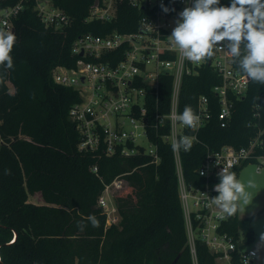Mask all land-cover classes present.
<instances>
[{
    "label": "trees",
    "instance_id": "16d2710c",
    "mask_svg": "<svg viewBox=\"0 0 264 264\" xmlns=\"http://www.w3.org/2000/svg\"><path fill=\"white\" fill-rule=\"evenodd\" d=\"M19 2L23 8L11 18L17 37L11 53L14 67H0V264H217L218 255L205 242L196 240L195 256L188 242L175 155L161 136L170 126L159 133L149 130L159 146L158 165L148 163L151 157L144 153L82 152L80 134L69 117L80 93L53 79L57 65L76 63L72 46L79 36L137 31L144 10L124 0L113 20L101 21L88 19L94 0H52L72 17L71 25L61 30L46 25L36 0H0V29H4L2 11ZM109 55L116 63L123 58V49ZM221 82L207 63L198 74H186L181 86V112L185 105L196 111L199 96L207 95L213 113L198 131L200 141L181 153L185 180L196 186L205 185L197 169L207 146L241 147L257 134L258 127L248 125L256 103L261 105L264 124V85L250 82L247 94L236 101L230 124L221 127L214 92ZM172 91L173 77L163 73L159 93L148 95L151 121L158 111H170ZM94 164L100 175L91 170ZM5 169L11 175H5ZM125 172L128 186L117 197L121 220L107 226L98 197L105 182ZM36 193H41L43 203L30 200ZM90 215L99 220V227L87 220ZM253 220L254 215L235 216L222 225V231L236 238L243 234L232 264H245L241 253L254 240ZM78 221L85 225L83 231Z\"/></svg>",
    "mask_w": 264,
    "mask_h": 264
},
{
    "label": "built area",
    "instance_id": "2783aa9c",
    "mask_svg": "<svg viewBox=\"0 0 264 264\" xmlns=\"http://www.w3.org/2000/svg\"><path fill=\"white\" fill-rule=\"evenodd\" d=\"M36 9L46 25L57 29H65L72 23V17L62 8L53 4L52 0H36ZM124 0H94L90 7L88 19L111 21L117 15V10ZM127 2L144 10L139 19L138 30L120 32L113 30L105 35L88 32L79 36L73 43L72 53L78 55L72 66L60 64L53 70V79L57 84L73 87L80 93V101L74 103L69 111V117L80 134L78 149L82 152L101 150L105 155L120 153L132 156L144 153L151 157L150 162L158 165L161 162L158 143L155 142L149 130L155 128L157 133L162 128L168 131L162 134L164 141L172 143L182 135L195 137L199 142L198 131L212 118V107L207 95H200L196 114L200 123L196 131L185 127L175 119L179 110L180 92L183 78L186 74H198L203 64H210L222 78L215 85L214 92L218 96L220 110L218 118L221 127H227L234 115L236 101L247 94L250 80L231 63L230 57L223 51L206 62L193 63L184 59L173 48L167 37L175 27L178 13L191 0H127ZM161 5L170 9L165 13ZM23 8L19 2L13 7L2 11V27L13 30L11 18ZM174 9V11H171ZM123 49V58L112 63L108 54L114 50ZM170 74L173 77L171 109L168 113L157 112L154 121L149 118L148 95L158 94L160 76ZM252 118L249 126H257L258 132L247 144L237 147L234 144H223L214 149L207 146L202 164L197 169L205 178L204 186H196L186 182L181 153L175 152L176 167L179 177V192L185 214L188 242L195 256L196 240L201 239L207 244L218 259L232 264V253L242 242L243 234L238 238L228 231H222L224 222L232 217L221 218L220 210L207 203L208 198L218 195L213 186L219 182L217 173L223 166L233 165L236 172L250 162L257 163L260 171L264 165V124H261L262 109L260 103L253 105ZM190 132H187V131ZM145 136L148 146L138 140ZM91 170L97 175L98 164ZM119 174L110 182H105L104 189L98 197V206L106 214L107 226L118 224L121 220L117 204L118 195L124 191L128 182L125 175ZM207 195V196H206ZM253 250L245 248L241 256L245 263L248 253ZM254 258L250 260L253 263Z\"/></svg>",
    "mask_w": 264,
    "mask_h": 264
},
{
    "label": "clouds",
    "instance_id": "9594fccd",
    "mask_svg": "<svg viewBox=\"0 0 264 264\" xmlns=\"http://www.w3.org/2000/svg\"><path fill=\"white\" fill-rule=\"evenodd\" d=\"M161 7L165 13L170 11ZM167 39L184 59L193 63L206 62L223 51L248 80L264 85V0H229L227 5L221 4V0H191L190 5L178 13L175 27ZM16 42L14 33L0 29V67H14L11 53ZM175 119L196 131L201 118L190 105H185ZM194 141V136L182 135L172 141L171 148L174 153L188 152ZM232 166H223L216 174L219 182L213 190L218 195L212 198L206 195L207 203L220 210L222 219L232 217L248 206L252 193L246 188L256 187L254 180L250 179L247 185L238 180ZM4 174L11 175V170L5 169ZM87 220L93 227H99V220L94 215L88 216ZM77 227L83 231L85 225L78 221ZM262 250L264 232L248 253L245 264H250L252 258L261 259Z\"/></svg>",
    "mask_w": 264,
    "mask_h": 264
},
{
    "label": "rangeland",
    "instance_id": "374dc122",
    "mask_svg": "<svg viewBox=\"0 0 264 264\" xmlns=\"http://www.w3.org/2000/svg\"><path fill=\"white\" fill-rule=\"evenodd\" d=\"M143 145L148 146V141L145 136H142L138 140ZM257 163L250 162L244 165L238 174V180L247 185V182L251 179L256 183L255 188H246V191L252 193V200L248 206H245L243 210L239 211L240 217H246L254 215L253 229H254V240L248 244V248L254 249L261 232H264V165L259 171L257 169ZM30 200L36 203H43V197L41 193H36L30 196ZM261 259L253 260L252 264H264V250L260 252ZM217 264H229L228 261L221 259L217 260Z\"/></svg>",
    "mask_w": 264,
    "mask_h": 264
},
{
    "label": "water",
    "instance_id": "95a60500",
    "mask_svg": "<svg viewBox=\"0 0 264 264\" xmlns=\"http://www.w3.org/2000/svg\"><path fill=\"white\" fill-rule=\"evenodd\" d=\"M14 31V29L12 30V32Z\"/></svg>",
    "mask_w": 264,
    "mask_h": 264
}]
</instances>
